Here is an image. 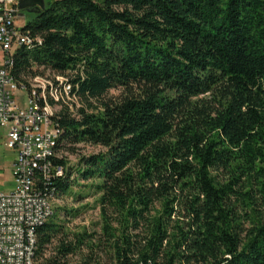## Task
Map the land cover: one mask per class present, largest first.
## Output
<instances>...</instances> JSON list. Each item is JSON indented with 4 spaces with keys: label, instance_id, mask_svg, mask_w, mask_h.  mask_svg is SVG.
Instances as JSON below:
<instances>
[{
    "label": "trees",
    "instance_id": "obj_1",
    "mask_svg": "<svg viewBox=\"0 0 264 264\" xmlns=\"http://www.w3.org/2000/svg\"><path fill=\"white\" fill-rule=\"evenodd\" d=\"M26 26L42 43L15 53L17 83L61 75L79 102L56 113L65 169L46 187L92 181L102 219L74 232L77 210L53 207L36 259L264 264V0H51ZM79 144L104 151L71 182L59 152Z\"/></svg>",
    "mask_w": 264,
    "mask_h": 264
},
{
    "label": "built area",
    "instance_id": "obj_2",
    "mask_svg": "<svg viewBox=\"0 0 264 264\" xmlns=\"http://www.w3.org/2000/svg\"><path fill=\"white\" fill-rule=\"evenodd\" d=\"M19 14L18 0H0V145L14 153L13 187L0 191V264H49L36 259V229L53 214L54 189L46 186L65 169L55 162L61 134L56 113L62 105L73 110L77 98L61 75L17 83L15 53L42 43L18 23ZM18 90L26 93L24 105L15 98Z\"/></svg>",
    "mask_w": 264,
    "mask_h": 264
},
{
    "label": "rangeland",
    "instance_id": "obj_3",
    "mask_svg": "<svg viewBox=\"0 0 264 264\" xmlns=\"http://www.w3.org/2000/svg\"><path fill=\"white\" fill-rule=\"evenodd\" d=\"M51 0H44L47 4ZM24 17L19 18L18 23L24 24L33 18V14L21 10ZM45 77H53L52 74L45 72ZM111 96H119L121 94L120 89H111L108 93ZM26 93L23 90L16 92L15 98L20 105H24L26 100L23 99ZM23 97V98H22ZM26 98V97H25ZM76 106L79 102L75 101ZM100 151H104V148L99 145L93 144H79L78 150L75 154H70L66 151L59 152L60 156L63 157L67 165L73 167L71 173V182L77 175L75 168L78 165L79 159L82 156H88L96 154ZM14 158V153L6 150L0 145V191H8L13 187V180L11 177L10 162ZM92 181L75 180L70 185V189L62 196H59L53 200V207L55 209L59 207H65L67 209H76L77 213L75 216H70V226L74 232L87 231L89 233L95 232L96 235H101V224L102 219L100 216V210L98 205L99 194L96 193L92 187ZM113 226H116L114 223ZM86 247L85 245L74 255L69 257L71 264H79L86 258L87 255H91L90 264H112L110 260V251L104 249V246L92 248Z\"/></svg>",
    "mask_w": 264,
    "mask_h": 264
},
{
    "label": "water",
    "instance_id": "obj_4",
    "mask_svg": "<svg viewBox=\"0 0 264 264\" xmlns=\"http://www.w3.org/2000/svg\"><path fill=\"white\" fill-rule=\"evenodd\" d=\"M45 2L44 0H18V9L21 11L27 8V12L37 15L45 9ZM20 17H24L22 13L19 14Z\"/></svg>",
    "mask_w": 264,
    "mask_h": 264
},
{
    "label": "flooded vegetation",
    "instance_id": "obj_5",
    "mask_svg": "<svg viewBox=\"0 0 264 264\" xmlns=\"http://www.w3.org/2000/svg\"><path fill=\"white\" fill-rule=\"evenodd\" d=\"M23 10L27 12V8H25V9H23ZM20 13H21V11H20Z\"/></svg>",
    "mask_w": 264,
    "mask_h": 264
},
{
    "label": "crops",
    "instance_id": "obj_6",
    "mask_svg": "<svg viewBox=\"0 0 264 264\" xmlns=\"http://www.w3.org/2000/svg\"><path fill=\"white\" fill-rule=\"evenodd\" d=\"M13 160V159H12Z\"/></svg>",
    "mask_w": 264,
    "mask_h": 264
}]
</instances>
